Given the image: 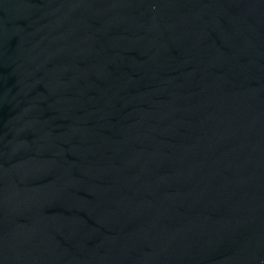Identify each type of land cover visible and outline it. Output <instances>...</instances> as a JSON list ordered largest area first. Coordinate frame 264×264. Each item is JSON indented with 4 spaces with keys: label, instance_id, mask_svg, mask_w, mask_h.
I'll list each match as a JSON object with an SVG mask.
<instances>
[{
    "label": "water",
    "instance_id": "95a60500",
    "mask_svg": "<svg viewBox=\"0 0 264 264\" xmlns=\"http://www.w3.org/2000/svg\"><path fill=\"white\" fill-rule=\"evenodd\" d=\"M0 264H264V0H0Z\"/></svg>",
    "mask_w": 264,
    "mask_h": 264
}]
</instances>
